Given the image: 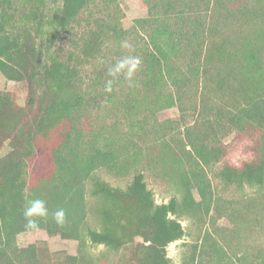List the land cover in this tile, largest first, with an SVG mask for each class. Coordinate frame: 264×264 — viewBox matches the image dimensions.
<instances>
[{
  "label": "trees",
  "instance_id": "obj_1",
  "mask_svg": "<svg viewBox=\"0 0 264 264\" xmlns=\"http://www.w3.org/2000/svg\"><path fill=\"white\" fill-rule=\"evenodd\" d=\"M138 1L147 15L126 29L118 0H0V74L26 91L19 104L0 90V264H103L105 250L112 264H174L181 219L207 216L232 227L205 230L190 263L264 264V0ZM232 133L251 136L252 157L219 165ZM148 175L176 194L157 203ZM215 181L255 189L222 201ZM30 199L48 212L36 229ZM37 229L76 252L17 243Z\"/></svg>",
  "mask_w": 264,
  "mask_h": 264
},
{
  "label": "rangeland",
  "instance_id": "obj_2",
  "mask_svg": "<svg viewBox=\"0 0 264 264\" xmlns=\"http://www.w3.org/2000/svg\"><path fill=\"white\" fill-rule=\"evenodd\" d=\"M58 1V0H57ZM119 8L124 13V17L121 18V26L123 28L131 27L133 20L139 17H144L147 15V10L138 0H118ZM60 43V41H58ZM0 90L5 92H10L19 104L24 103L25 98V87L22 82H14L7 80L0 74ZM178 116V111L175 107L166 108L157 112V117L159 120H164L167 118L175 119ZM252 142L251 136L247 134L234 135L233 133L224 138V143L227 144L226 153L219 163H227L233 166H239L243 161H246L252 157V151L250 150V144ZM6 147L0 151V155L6 152ZM101 177L109 181L112 185L125 186L129 178H120L110 175L105 172H101ZM148 187L153 191L154 198L157 203L168 202L173 194H176L175 190L168 185L166 181H162L159 178L154 177V175H148L146 177ZM216 183V181L214 182ZM222 201H227L231 198H237L241 196H247L252 194L255 188H250L247 185L243 190H237L235 187L229 189L222 188L221 184L215 185ZM194 196L198 198L195 191H193ZM209 216L215 217L213 214ZM211 217H205L204 222L195 221L191 217H184L181 219V224L185 228V236L181 240L174 241L170 243L167 248V255L172 259L174 264H192L189 262L190 252L192 250L191 245L197 240L201 239L202 234L205 230H208L212 235L218 236L217 232L222 235L228 234L232 227V223L226 216H221L215 218L214 221L210 220ZM217 231V232H216ZM255 240L264 241V232H256L254 237ZM45 240L51 250H64L70 254L76 252V241L70 239H63L58 235L49 236L44 230L37 229L35 231L24 232L17 236V243L20 246H25L31 242H38ZM199 243V242H198ZM104 250L102 245L95 246L91 249L93 254H98L100 251ZM104 258L106 263L112 264V262L118 263L119 253L116 251H106L104 252ZM193 264H197L196 262Z\"/></svg>",
  "mask_w": 264,
  "mask_h": 264
},
{
  "label": "clouds",
  "instance_id": "obj_3",
  "mask_svg": "<svg viewBox=\"0 0 264 264\" xmlns=\"http://www.w3.org/2000/svg\"><path fill=\"white\" fill-rule=\"evenodd\" d=\"M120 65L121 67H123V63ZM138 62V61H136ZM48 212H47V208L45 206L44 201L40 200V199H30L27 201L26 206L24 208L23 211V215L27 220V227L28 228H32V229H36L39 227L38 224V220L36 219L37 217H45L47 216ZM65 217V212L63 209H59L57 210L54 214H53V218L56 220V222L60 223L63 221Z\"/></svg>",
  "mask_w": 264,
  "mask_h": 264
}]
</instances>
